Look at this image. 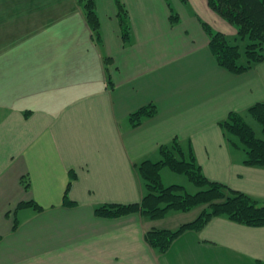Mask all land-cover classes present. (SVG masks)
Returning <instances> with one entry per match:
<instances>
[{"label":"crops","instance_id":"1","mask_svg":"<svg viewBox=\"0 0 264 264\" xmlns=\"http://www.w3.org/2000/svg\"><path fill=\"white\" fill-rule=\"evenodd\" d=\"M121 1L129 37L116 0H96L99 42L80 0H0V264L264 263V225L216 216L160 253L146 232L196 217L96 214L141 201L139 164L176 139L209 180L264 201V167L245 164L220 125L264 101V62L240 74L218 64L203 22L232 42L237 30L208 0ZM29 201L40 207L19 206Z\"/></svg>","mask_w":264,"mask_h":264},{"label":"trees","instance_id":"2","mask_svg":"<svg viewBox=\"0 0 264 264\" xmlns=\"http://www.w3.org/2000/svg\"><path fill=\"white\" fill-rule=\"evenodd\" d=\"M80 1L83 3L94 39L102 42L96 0ZM116 2L122 35L128 38L129 13L121 0ZM208 3L218 15L237 30L236 41L238 42H232L226 34L203 22L209 36V47L218 64L231 73L240 74L264 62V0H208ZM177 19L178 15L175 12L172 13V23H176ZM246 39L248 42L245 50H242L240 41ZM155 113L154 105L144 106L132 113L131 119L136 126L141 123L143 117L153 116ZM248 117L260 124L262 136L257 135L255 128L247 120ZM220 125L231 144L242 145L246 150L245 164L264 167V101L250 106L245 112H230ZM161 154L162 158L159 161L145 160L138 166L140 175L146 182L148 193L141 201L130 204H103L96 208V214L106 218H117L140 213L143 218L155 219L190 210L195 205H209L198 217L182 224L178 229H149L145 234L146 241L160 253L168 250L185 231L201 230L216 216H226L235 222L251 226L264 225V201L226 184L209 180L201 166L197 164L194 153L186 152L177 139L171 145L161 146ZM165 166L186 174L196 186L202 189L192 194L180 184L166 186L162 181L161 173ZM73 180L72 175L67 189ZM24 185L29 188L30 181L25 180ZM64 197L66 205L73 204L67 192ZM24 205L40 207L35 201L19 204L20 207ZM260 264L264 263L260 262Z\"/></svg>","mask_w":264,"mask_h":264},{"label":"rangeland","instance_id":"3","mask_svg":"<svg viewBox=\"0 0 264 264\" xmlns=\"http://www.w3.org/2000/svg\"><path fill=\"white\" fill-rule=\"evenodd\" d=\"M229 38L233 39V36H229ZM247 42H248V39L240 42L242 50H245V45ZM251 120H252V125L257 132V135L262 136L260 124L257 121H255L254 119H251ZM240 146H242V145H240ZM242 148L244 149L243 146H242ZM162 179H163V182L166 186L171 185V184H180L186 188V191L188 193H192V194H196L201 188V187L196 186L195 183L192 182L186 174L177 173L176 171L174 172L169 166L168 167L165 166L164 169L162 170ZM206 187L207 186H205V188ZM207 207H209V205L208 206L207 205H195L190 210L181 211V212L177 213L176 215L171 213L172 215L170 214L169 215L170 217H167L165 220H166V222H168V221H172L173 218H177V219L183 218L182 216L197 217L199 215V213H201L202 210H205ZM187 212H189V213L184 214ZM11 215L14 216V213Z\"/></svg>","mask_w":264,"mask_h":264},{"label":"bare ground","instance_id":"4","mask_svg":"<svg viewBox=\"0 0 264 264\" xmlns=\"http://www.w3.org/2000/svg\"><path fill=\"white\" fill-rule=\"evenodd\" d=\"M233 136V135H232ZM148 194V193H147Z\"/></svg>","mask_w":264,"mask_h":264}]
</instances>
